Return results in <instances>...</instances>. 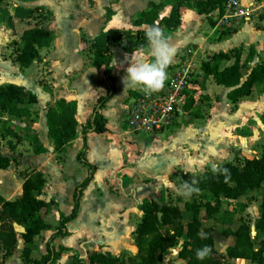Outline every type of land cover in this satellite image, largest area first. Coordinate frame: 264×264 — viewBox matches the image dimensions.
Masks as SVG:
<instances>
[{"label": "crops", "instance_id": "obj_1", "mask_svg": "<svg viewBox=\"0 0 264 264\" xmlns=\"http://www.w3.org/2000/svg\"><path fill=\"white\" fill-rule=\"evenodd\" d=\"M243 1L253 4L257 8L256 13L250 20L240 21L230 28L228 35L224 34L227 30L215 27L220 16L218 10L207 15L200 14L195 8L182 6L181 23L177 30H165L170 45L176 49L168 67L185 57L194 60L201 56L200 60L207 61L216 52H230L233 49L240 50L241 64H246L248 71L264 62V0ZM152 3H164L155 22L143 15ZM173 3L174 0H5L0 7V86L18 84L33 90L39 98L37 104L30 106L29 117L8 120V115H5L4 121H0V153L11 158L7 168H0V194L8 200L19 198L25 176L41 171L46 182L38 197L56 203L45 216L49 227L35 236L32 243H25L18 233L13 253L3 260L4 250L0 244V264H23L22 256L27 246L36 253H47L48 241L57 231L61 214L69 215L72 212L76 189L90 171L92 179L82 191L78 214L66 225L68 234L58 236L51 242L58 249L65 247L56 264H95L90 260L94 253H108L119 259L116 264H126L128 261L137 263L135 235L144 215L140 205L148 198L146 192L150 194L148 199L156 195L164 203L158 192L161 182L167 175L176 177L177 169L184 174L192 172L197 165L190 161L199 162L198 170L205 172L213 169V164L217 165V169L225 162L234 161L237 156L260 157L250 156V153L256 152L254 148L257 145H264V91L259 93L258 88L254 87L250 95L233 103L227 98L228 89L218 85L213 76L205 74L201 64V73L193 88L198 100L195 115H187L183 111L182 119L178 118L164 140L129 132L126 126L128 104L142 88L119 87L112 69L118 62L115 60L117 49L125 56L123 72L132 53L139 50L130 52L119 44L112 48L110 73L114 78L113 95L99 110L105 118L107 130L102 133L90 131L84 140L83 129L93 119L98 99L106 96L110 90L103 69L91 65L92 40L103 28L138 30L157 26L161 18L171 14ZM138 4L140 7H136ZM109 11L111 15L107 19ZM43 12L51 13L50 20L42 25L53 31V41L40 50V56L30 67L22 68L15 61L16 50L21 46V35L25 29L37 24ZM143 50L146 59L151 60L147 56V48ZM251 50L253 55L250 57ZM234 60L224 61L222 67L233 64ZM94 68L103 73L104 77L100 76V80L106 81L104 90L100 92L91 79ZM118 94H122V97L115 102L114 119L110 121L106 112ZM219 94L222 107L216 108L213 103ZM215 97L217 99L214 100ZM61 98L77 101L78 125L76 137L58 152L48 136L45 108ZM207 103H212V106H207ZM15 133L20 134L22 139L18 140ZM129 135H134L131 140L137 143L130 142L127 139ZM95 136L106 141L96 146L91 141ZM85 144V158L94 166L92 170L79 159ZM38 145L47 151L36 153ZM95 150L104 153L105 160L109 162L111 170L108 174L104 175L96 163L97 158L91 157ZM232 154L234 157L230 159ZM131 163L136 166L133 167ZM152 163H160L159 169L151 168ZM121 170L122 178L126 176L124 180L118 177ZM142 179L150 181L140 183ZM110 181L119 185L117 192L109 189ZM169 183L175 185L174 180ZM134 187L140 191L138 194L132 193ZM149 188H154L156 193H150ZM62 193L68 196L66 203L62 202ZM104 194L119 199L120 205L112 211L104 209ZM134 215L140 219L138 223L133 222ZM185 216L187 219L184 221L191 218L189 213ZM91 225L96 232L86 234L82 231L83 226ZM181 239L177 256L187 264L185 259L179 257L183 243ZM174 248L176 246L169 250ZM226 248L227 244L223 253H226ZM162 260H165L164 257ZM229 261L232 264H245L249 260L234 258Z\"/></svg>", "mask_w": 264, "mask_h": 264}, {"label": "trees", "instance_id": "obj_2", "mask_svg": "<svg viewBox=\"0 0 264 264\" xmlns=\"http://www.w3.org/2000/svg\"><path fill=\"white\" fill-rule=\"evenodd\" d=\"M4 2L5 0H0V7ZM226 2L227 0H174L171 14L161 18L157 26L168 37L165 30L175 31L181 23L180 8L182 6L195 8L200 14L207 15L218 10L219 15H222ZM163 6L164 3H152L150 8L143 13L144 17L155 22ZM49 15L51 16V13ZM110 15L111 11L108 12L107 19ZM146 30L103 28L92 40L91 65L97 69H103L110 90L106 96L98 99L93 119L83 129L84 140L90 131L102 133L107 130L105 118L99 110L113 95L114 78L110 73L113 46L119 44L130 52L146 49L147 42L144 38ZM230 32L231 30L228 29L224 34L228 35ZM52 41L53 31L42 24L37 23L25 29L21 35V46L16 50L15 61L22 68L30 67L40 56V50L48 47ZM252 55L251 50L249 56ZM240 57V50L233 49L230 52H216L209 60L201 63V70L205 74L213 76L218 85L228 89L227 98L233 103L250 95L254 87L258 88L259 93L264 91V62L254 65L248 71L247 65L241 64ZM231 58L235 59L233 64L222 67V63ZM197 81L198 78L194 80V82ZM197 101L194 94H189L183 107L184 113L195 115L194 108ZM38 102V94L33 90L14 83L2 85L0 86V121H4L5 115H8V120L29 117L31 115L30 106ZM45 110L48 136L52 139L55 150L59 152L77 135L78 103L61 98L54 105H48ZM262 122L264 123V115ZM14 136L18 140L22 139L20 134L15 133ZM85 150L86 144L79 154V159L92 170L94 166L86 160ZM46 151L42 145H38L35 150L36 153ZM10 162L11 158L0 153V168H7ZM91 179L90 171L76 189L72 212L69 215L61 214L57 231L48 241L47 253H36L30 246H27L22 256L23 264H56L65 247L61 246L58 249L51 242L58 236L68 234L66 225L76 218L82 191ZM45 182L44 174L36 171L30 176H25L22 184L23 192L19 198L8 200L0 194V244L4 250L2 260L11 255L16 246L18 232L14 224L24 227L25 232L19 234L27 244L32 243L35 236L49 227L45 216L56 203L54 200L45 201L38 197ZM192 184L198 188L196 193L200 194L201 200L193 199L176 205L167 202L160 205L148 198L142 201L140 208L144 215L135 235L139 258L134 264H157L170 248L178 245L180 238H183V243L179 250V257L185 259L187 264H231L227 260L234 258L247 259L251 264H264V235L259 241V247L255 248L251 228L246 220L240 218L237 220V228L228 227L222 232L229 241L226 253H222V260L216 257L215 229L204 221V219H212L217 214L223 213L227 201L236 202L241 210L246 207L247 203L242 201V198L248 196L252 190L264 186V154L253 158L237 156L234 161L225 162L217 169L206 170L202 176L195 177ZM186 213H189L191 218L184 221L182 218L186 217ZM256 229L264 234V193ZM205 245L210 248V253L202 260L197 259L196 250ZM90 260L95 264H116L119 259L108 253H94L90 256ZM126 264L133 263L128 261Z\"/></svg>", "mask_w": 264, "mask_h": 264}, {"label": "rangeland", "instance_id": "obj_3", "mask_svg": "<svg viewBox=\"0 0 264 264\" xmlns=\"http://www.w3.org/2000/svg\"><path fill=\"white\" fill-rule=\"evenodd\" d=\"M136 7H140L139 4ZM45 12L41 13V15H39V20L37 21V23L42 24V23H47L51 16ZM121 49V48H120ZM125 52V50H124ZM126 53V52H125ZM124 57L123 54L120 52L119 49L116 50L115 52V60L118 61L117 65H115L113 67V74L114 76L117 77V85L119 87H124L123 85V77H124V64L126 65V62L124 61ZM200 57L194 58V62L196 63V65L200 68V64L203 60H200ZM95 70V68H94ZM95 73H93V81L95 84V87L98 89V91L100 92V90H104V83L106 82L105 80H100V76L101 78L104 77L102 72H98V70L94 71ZM199 75V74H198ZM197 75V78H198ZM221 93V92H220ZM122 97V94H118V96L115 98V101L113 103L110 104V106H108L107 109V116L109 118V120L111 121V119H114V105L115 102L118 101V99H120ZM218 97V99H217ZM214 98L217 99V101H213L214 106L216 108H221L222 107V102H221V97L220 94L219 96H217ZM207 106H212V103H207ZM220 110V109H219ZM218 111V109H217ZM182 119V116H179V120ZM124 129V128H123ZM170 129L165 130L164 132H160L159 134H157L156 136L161 138V139H166L167 138V133ZM216 131V130H215ZM228 132V133H233L236 131L233 130H223L222 132ZM142 136L146 137V138H153L154 135L152 134H141ZM134 135H129L127 136V139L131 140L134 139L133 138ZM213 136V134L211 135V137ZM213 138V137H212ZM212 138L210 140H212ZM92 143H94L96 146H99L101 144H103V142L106 141L105 138H101L98 136L92 137L91 138ZM130 142H135L134 140H131ZM213 142V140H212ZM132 143H130V145L134 146ZM136 146V145H135ZM254 150L256 152H252L250 153V156H262L264 154V145L260 146L257 145V147L254 148ZM211 155L213 156V154L211 153ZM232 157H230V159H232L234 157V154L231 155ZM91 157H95L96 159V163L98 166L101 167L102 169V173L108 174V172H110L111 170V166L109 164V162H107L105 160V155L104 153H101L99 150H95L93 152V154L91 155ZM212 162V161H211ZM154 164V163H152ZM160 164V163H159ZM159 164H154L151 168H157L159 169ZM131 165L134 167L136 166L135 163H131ZM208 167H206L207 169ZM204 173V170H197V171H192V172H187V174H184L182 171H180L179 169H177L176 171V177H174L173 175H167L163 181L161 182V186H159L158 192L161 196V198L163 199V201L170 203V204H181L182 202L188 200V201H192L193 199H197V200H201L200 194L194 192L191 197H185L183 195H181V193L178 191V189L181 188V186L185 183H190L192 184V182L195 180V177L197 176H202ZM122 170L120 171V173L118 174V177L120 178V180H124L126 176H124L122 178ZM169 176V178H168ZM174 180L175 185H170V181ZM150 180L148 179H142L140 181V183L142 182H149ZM136 187V186H135ZM132 190L133 194H138L140 191L139 190ZM149 187H153V186H149ZM109 189H111V192H117L119 190V185L114 182V181H110V185H109ZM161 189V191H160ZM147 191V190H146ZM150 193H156L154 188H149ZM264 193V186L261 188H257L252 190L248 196L243 197L242 201L246 202V207L241 210L240 205H238L236 202L233 201H227L225 204V210L223 213L221 214H217L215 217H213L212 219H204V221L207 222V224L209 226H213L214 227V232L218 233V236L216 239L215 238V249H216V257L220 258L222 260V256H223V252H224V247L226 244H228V240L227 238H225V236L222 234V232L228 228V227H232L233 229L237 228L238 223L237 220L240 218H243L244 220H246L248 222V224L250 225L251 228V235L252 238L254 240L255 243V248L259 247V241L263 238V232L256 229V223L260 217V205H261V200H262V195ZM62 202L67 201L68 196L66 193H62ZM146 195L148 198H150V194L148 192H146ZM160 199V197H159ZM91 201V199H90ZM66 203V202H65ZM102 204H103V208L108 210V211H112L115 208H117L120 205V200L115 198L112 195H107L104 194L102 196ZM123 211H120L119 213H122ZM187 218L183 216L182 220H186ZM132 220L134 223H138L139 222V218L136 217L135 215L132 216ZM82 231H84L86 234H93L95 231V229L91 226H83L82 227ZM182 239H179V243L176 246V248H174L175 250H169L167 252V254L164 256L165 260H161L160 262H158L157 264H185V262H183L182 260H180L177 256V249L178 246L180 245ZM139 258V257H138ZM224 260V259H223ZM227 262L231 263L229 260H227ZM245 264H251L250 261L246 262Z\"/></svg>", "mask_w": 264, "mask_h": 264}, {"label": "built area", "instance_id": "obj_4", "mask_svg": "<svg viewBox=\"0 0 264 264\" xmlns=\"http://www.w3.org/2000/svg\"><path fill=\"white\" fill-rule=\"evenodd\" d=\"M257 8L243 0H227L225 11L217 18L216 29L234 28L250 20ZM201 73L193 59L185 57L166 69L163 86L154 92L143 89L129 101L126 126L134 134H152L170 129L183 114L187 96L193 93L194 80Z\"/></svg>", "mask_w": 264, "mask_h": 264}, {"label": "clouds", "instance_id": "obj_5", "mask_svg": "<svg viewBox=\"0 0 264 264\" xmlns=\"http://www.w3.org/2000/svg\"><path fill=\"white\" fill-rule=\"evenodd\" d=\"M144 38L147 42V56L152 59H146L143 49L132 53L124 71L122 82L124 89L125 87H141L145 92H154L163 86L166 78V67L172 60L176 49L170 45L168 38L159 26L148 27L144 33ZM190 163L197 165L192 169L197 171L199 162L190 161ZM216 167V164L212 165L213 169ZM224 171L227 170L224 169ZM178 191L185 197H191L194 192L198 191V188L190 183H185ZM210 251V248L205 245L196 250V258L202 260Z\"/></svg>", "mask_w": 264, "mask_h": 264}, {"label": "water", "instance_id": "obj_6", "mask_svg": "<svg viewBox=\"0 0 264 264\" xmlns=\"http://www.w3.org/2000/svg\"><path fill=\"white\" fill-rule=\"evenodd\" d=\"M46 28L48 29V27H46ZM151 200H153V201L159 203L160 205L163 204V202H161V201L158 199V197H157L156 195H151ZM159 215L161 216V213H160ZM14 226H15V230H16V232H18V233H23V232H25L24 227H22V226H20V225H18V224H14ZM217 236H218V233H217V232H214V237H215L216 239H218ZM225 251H226V250H225Z\"/></svg>", "mask_w": 264, "mask_h": 264}]
</instances>
